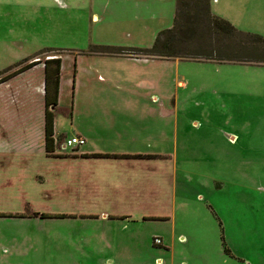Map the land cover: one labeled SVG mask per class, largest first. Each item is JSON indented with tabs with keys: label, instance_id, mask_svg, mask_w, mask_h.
I'll use <instances>...</instances> for the list:
<instances>
[{
	"label": "rangeland",
	"instance_id": "rangeland-1",
	"mask_svg": "<svg viewBox=\"0 0 264 264\" xmlns=\"http://www.w3.org/2000/svg\"><path fill=\"white\" fill-rule=\"evenodd\" d=\"M231 5L229 22L264 37V0ZM176 9L0 0V78L61 57L60 145L87 129L80 150L110 156H48L43 69L0 83V264H264V64L120 53L152 48Z\"/></svg>",
	"mask_w": 264,
	"mask_h": 264
},
{
	"label": "trees",
	"instance_id": "trees-1",
	"mask_svg": "<svg viewBox=\"0 0 264 264\" xmlns=\"http://www.w3.org/2000/svg\"><path fill=\"white\" fill-rule=\"evenodd\" d=\"M120 53L136 58L141 55L165 60L180 58L218 63L264 64V37L243 32L228 20L215 15L210 0H177L173 27L162 31L152 48L123 50ZM40 61H34L0 78V83L32 68ZM62 63L61 57L45 60V146L48 154H52L56 146L55 109L59 104ZM34 216L43 219L50 217L39 213ZM224 246L225 252L230 255V250Z\"/></svg>",
	"mask_w": 264,
	"mask_h": 264
},
{
	"label": "crops",
	"instance_id": "crops-1",
	"mask_svg": "<svg viewBox=\"0 0 264 264\" xmlns=\"http://www.w3.org/2000/svg\"><path fill=\"white\" fill-rule=\"evenodd\" d=\"M211 1V10L212 12L219 16V17H223L224 19L226 20H229V18H227L228 14L230 13V10L232 9V5H231V0H224L225 1V4L223 6H221L222 4L220 2H217L218 0H210ZM213 1L215 2V6L213 5ZM243 3V1H242ZM228 6L229 9L227 11V14L225 13L226 10L224 9V7ZM218 10V11H217ZM220 12H224V16L221 15L222 13ZM226 16V17H225ZM230 21V20H229ZM39 55H32L30 56L29 58H27V60L19 65L17 68L15 69H11L10 71H8L7 73L4 74V76L12 73V72H15L16 70H18L19 68L27 65V64H30L34 61H38L40 60L41 58L38 57ZM141 58V57H139ZM145 59H149V58H146V57H143ZM49 59V58H47ZM46 60V59H45ZM45 60H41L38 64L34 65L32 68L16 75V76H13V79L15 78H19L21 75H24L27 73V71H32V69H43V71H45ZM63 61V60H62ZM63 65V63H62ZM44 81H45V77H44ZM45 84V82H44ZM180 85L182 86V83H180ZM8 90H7V96L8 98L10 99V103H11V106L13 107H19L21 109H26L29 104H31V99L30 97H25L27 95V90L24 86H21V85H17V84H10L7 86ZM62 90V82H60V91ZM25 95V96H24ZM60 101H61V92H60V96H59V104H60ZM59 104L57 106V108L55 109V112H57L59 110ZM42 134L44 136V150L45 152L47 153L46 151V141H45V115H44V124L42 126ZM95 134V133H94ZM94 134H92L91 136H95ZM90 135V132L87 130V129H83V130H77L76 133L72 136H81L83 138L86 139V143L88 142V139H89V136ZM67 136V135H66ZM55 150L52 154H48V156H54V157H61V156H64V155H58L56 153V150H67L69 149L68 147L65 146V144H61L60 143L62 142V137H63V134H60L58 129H57V122H56V114H55ZM68 137V136H67ZM97 137V136H96ZM65 138V137H64ZM71 138V137H70ZM66 139V138H65ZM95 139V138H94ZM65 142V141H64ZM81 148L79 149H72V157L74 158H78V156L82 159H104L102 156H105L106 154H109V153H100L99 151H94V152H91L89 151L88 149L85 150V151H82L80 150ZM114 155H117L116 153ZM95 156H100V157H95ZM118 156V155H117ZM115 158H118V157H115ZM106 159H109V158H106ZM114 159V158H113ZM105 218H107L108 216L104 215ZM110 219V218H108ZM163 220V219H161ZM166 220V219H165ZM245 261L241 262V263H244ZM187 264V263H185Z\"/></svg>",
	"mask_w": 264,
	"mask_h": 264
},
{
	"label": "built area",
	"instance_id": "built-area-1",
	"mask_svg": "<svg viewBox=\"0 0 264 264\" xmlns=\"http://www.w3.org/2000/svg\"><path fill=\"white\" fill-rule=\"evenodd\" d=\"M64 144L68 148L79 149L86 144V139L81 137V136H74L71 138H66ZM155 243L156 244H162L163 241L161 238L157 237V238H155Z\"/></svg>",
	"mask_w": 264,
	"mask_h": 264
}]
</instances>
